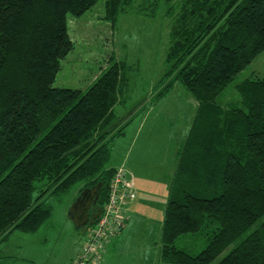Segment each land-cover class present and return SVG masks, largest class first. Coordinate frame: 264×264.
<instances>
[{"label": "trees", "instance_id": "16d2710c", "mask_svg": "<svg viewBox=\"0 0 264 264\" xmlns=\"http://www.w3.org/2000/svg\"><path fill=\"white\" fill-rule=\"evenodd\" d=\"M99 1L0 0V261L13 233L36 232L51 217L49 197L101 182L102 208L109 200L115 143L141 110L115 111L127 101L130 68L112 54L86 89L53 85L75 47L69 14L81 17ZM132 2L105 0L113 29ZM151 4L141 8L147 16L156 15ZM178 7L151 102L180 83L198 107L170 185L161 261L264 264V77L237 84L240 104L217 102L264 52V0H179ZM189 237L207 243L197 251Z\"/></svg>", "mask_w": 264, "mask_h": 264}, {"label": "rangeland", "instance_id": "374dc122", "mask_svg": "<svg viewBox=\"0 0 264 264\" xmlns=\"http://www.w3.org/2000/svg\"><path fill=\"white\" fill-rule=\"evenodd\" d=\"M152 2L157 4L156 15L147 16L141 8ZM178 3L179 0H133L120 15L114 29L104 17L105 0L99 1L81 17L69 14L75 47L62 60V67L53 84L86 89L100 70L108 65L112 54L128 64L130 84L123 97L127 101L117 105L115 111L118 117L131 116L140 109L141 113L150 112L147 115L148 125L141 137L142 142L148 143L140 161L143 172L136 171L133 176L128 174L136 194L141 190L145 202L140 204L138 215L133 216L126 230L125 241L128 242L125 248L130 254L148 255L149 258H159L160 255L161 229L169 194V185L163 183L164 161L174 157L177 144L185 142L198 107L194 97L180 83H176L160 102H151L156 85L167 69L165 59L171 41V28L179 11ZM150 6L155 7L154 4ZM254 76L264 77V52L236 76L217 102L225 107L240 104L237 84ZM128 131L126 137L118 140L108 166L119 164L131 147L135 131L132 128ZM144 153L147 154L146 159ZM42 185L37 184L36 194ZM81 186L82 183L76 185L60 198L49 197L47 203L52 207L51 217L38 231L26 234L29 235L26 240L50 241V246L56 247L55 264H63L68 255L89 236V231L81 232L68 216L71 205L80 195ZM17 233L21 235L24 232ZM188 240L197 247V251L207 243L205 237H199L197 241L189 237ZM152 263L155 264V260Z\"/></svg>", "mask_w": 264, "mask_h": 264}, {"label": "crops", "instance_id": "0c3cea01", "mask_svg": "<svg viewBox=\"0 0 264 264\" xmlns=\"http://www.w3.org/2000/svg\"><path fill=\"white\" fill-rule=\"evenodd\" d=\"M149 112L150 111H147L145 113H141V111L138 112L137 116L127 127L126 134L122 137H126L129 133L128 130L131 128L135 131V137L131 144V147L126 151V154L124 152L125 154L124 159L121 160L119 164L114 166L116 168L124 167L127 173L131 174L132 176L134 175L133 174L134 172L136 173V171L143 172L141 157L144 147L148 143L142 142L141 137H142V133L145 131V128L148 125L147 115ZM140 139L141 142L139 144ZM118 140H120V138ZM118 140L116 141L115 146ZM184 143L183 145L177 144L174 157H171V159L169 158L164 161L165 165H163L164 166L163 183L169 185V190L172 179L174 177V174L176 172L179 163L180 152L184 146ZM150 145L151 144H149V146ZM146 158H147V154L144 153V159ZM160 181L162 180L160 179ZM140 191L141 190L137 192L136 198L130 201L126 206V211H125V216L127 218L126 227L118 237L114 238L109 242L107 246V251L103 254V258L101 262L97 264H153L152 262L154 260L156 262L155 264H159V263L163 264L160 255L159 258L158 257L156 258L154 256L149 258L148 255L130 254L129 250L125 248L128 242L125 241V239H127L125 238L126 230L129 228L133 216L138 215V212L140 211L139 209L140 204H142V202H145L144 196L142 197L143 192L141 191L140 193ZM168 198H169V194H168ZM14 234L15 233L11 235L9 241H6L1 246V251H2V255L4 256V259L0 261V264H55L53 258L56 247L50 246V241H29L26 240V238L29 236L26 235L28 233H22L21 235L19 233L15 235ZM13 237H16L15 241L11 240ZM22 240H26V241H22ZM84 243L85 241L79 244L78 248L74 249L73 250L74 252L72 251V253L68 255V258L64 261L63 264H72L74 257L79 253Z\"/></svg>", "mask_w": 264, "mask_h": 264}, {"label": "built area", "instance_id": "2783aa9c", "mask_svg": "<svg viewBox=\"0 0 264 264\" xmlns=\"http://www.w3.org/2000/svg\"><path fill=\"white\" fill-rule=\"evenodd\" d=\"M134 184L124 167H117L111 182L109 200L99 219L88 229L89 236L72 264H97L111 240L118 237L126 227L125 207L134 200Z\"/></svg>", "mask_w": 264, "mask_h": 264}, {"label": "water", "instance_id": "95a60500", "mask_svg": "<svg viewBox=\"0 0 264 264\" xmlns=\"http://www.w3.org/2000/svg\"><path fill=\"white\" fill-rule=\"evenodd\" d=\"M102 183L86 187L71 205L68 216L80 229L86 232L99 219L103 208L99 203Z\"/></svg>", "mask_w": 264, "mask_h": 264}]
</instances>
